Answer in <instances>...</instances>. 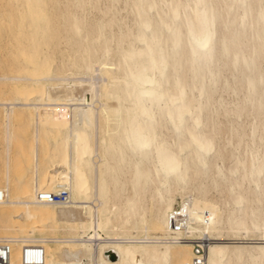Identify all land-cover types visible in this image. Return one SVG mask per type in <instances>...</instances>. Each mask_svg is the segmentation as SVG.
Segmentation results:
<instances>
[{
    "label": "bare ground",
    "instance_id": "1",
    "mask_svg": "<svg viewBox=\"0 0 264 264\" xmlns=\"http://www.w3.org/2000/svg\"><path fill=\"white\" fill-rule=\"evenodd\" d=\"M7 1L26 38L0 75L13 258L42 244L50 264H191L192 243L167 239L180 195L206 264H264V0ZM63 188L69 203L37 197Z\"/></svg>",
    "mask_w": 264,
    "mask_h": 264
},
{
    "label": "built area",
    "instance_id": "2",
    "mask_svg": "<svg viewBox=\"0 0 264 264\" xmlns=\"http://www.w3.org/2000/svg\"><path fill=\"white\" fill-rule=\"evenodd\" d=\"M2 197V195H0ZM39 200L54 203H69L70 192L63 188L58 192L40 191L37 193ZM171 236L168 240L175 242L190 241L192 243L193 260L191 264H206L207 250L212 239L208 236H189L183 234L187 231L188 212L180 204L176 205L169 215ZM181 233V234H179ZM0 264H50L47 261V251L42 244H24L18 260L13 258L11 240H0Z\"/></svg>",
    "mask_w": 264,
    "mask_h": 264
},
{
    "label": "rangeland",
    "instance_id": "3",
    "mask_svg": "<svg viewBox=\"0 0 264 264\" xmlns=\"http://www.w3.org/2000/svg\"><path fill=\"white\" fill-rule=\"evenodd\" d=\"M8 2L7 4H8V6H7V4H6V2ZM1 2H4L3 4L5 5V8L8 10V12H10L9 10H11L10 8H12V13L14 14L13 15V19L11 18V16L10 17H7L10 13H7V12H5L6 11V9L5 8H3V6L1 5L2 3ZM103 0H101L100 1V5H101V7H106L105 5H103V3L105 4L106 3V1H104L103 3ZM13 3V1H11V4ZM102 3V4H101ZM13 5H14V3H13ZM103 5V6H102ZM0 6H1V10H3L2 11V13H1V10H0V13L1 14H3L4 12H5V14L6 15H2V17L0 18V19H5L6 17H7V20L5 19V21H3V24L1 23V21H0V25H1V29L2 30H0V68H1V70H3V71H1L0 70V75H3V74H8V75H14L13 74V72H14V70L15 71H17L18 69H19V67H21L22 66V64L24 63V58H23V56H22V45H24L23 44V42L24 41H26V38L24 37V39H23V36L22 37H20L19 35L20 34H18V33H15V31H16V29H17V27H18V23H19V21H20V17H22L23 15L22 14H24V13H22V12H24V11H22L21 12V10H18L19 8L17 7V6H15L14 5V7H11L12 5H10V2L9 1H7V0H0ZM9 8H7V7ZM119 6V8L120 7H122V6H124V4H122V2L118 5ZM15 10H14V9ZM91 9V10H90ZM89 9V13H91V12H94V14L93 13H91L90 15L93 17H95L96 15L98 16L99 14H100V12H98L99 10L97 9V8H94V9H92V8H90ZM97 11H96V10ZM55 12V14L53 13V16H56V11H54ZM121 12H122V15L124 14V15H126V12H125V10H124V12H123V9H121ZM99 13V14H98ZM11 15V14H10ZM1 16V15H0ZM4 17V18H3ZM25 17V16H24ZM8 18H11L12 19V22L13 23H11L10 21H11V19H9V22H7L8 21ZM55 18V17H54ZM24 20L25 18H21V20ZM56 19V18H55ZM54 19V20H55ZM57 20V19H56ZM55 20V21H56ZM16 21H17V23H16ZM23 22V21H22ZM26 22V21H25ZM24 22V23H25ZM10 25H9V24ZM12 25V26H11ZM14 28H15V30H14ZM6 30V31H5ZM9 32H8V31ZM13 31V32H12ZM1 33L3 34L2 35V37H1ZM9 33H11V34H9ZM19 37V38H18ZM21 38V39H20ZM19 45H21V46H19ZM62 45V47H60L61 49L63 48V45H64V47H65V44H61ZM16 48H18V50L16 49ZM10 49H12V50H14V53L15 52H17L15 55H13L12 53H13V51L11 52L10 51ZM20 49V50H19ZM15 50H17V51H15ZM9 51H10V53H9ZM59 49L56 51V55H55V58L57 59L56 61H57V63H58V60H59V58H60V56H59ZM19 53V55L18 56H16L17 54ZM22 57V58H21ZM19 58H21V61H22V63H21V61H20V59ZM3 60V61H2ZM61 60V59H60ZM6 61V62H5ZM19 61H20V63H19ZM9 62H10V64H9ZM60 62V61H59ZM12 63H14V64H16L15 65V67H14V64H13V68H12ZM2 64V65H1ZM7 64H8V67H10L11 66V69L10 68H8L7 67ZM17 66V67H16ZM7 68V69H6ZM18 68V69H17ZM6 70V72H4ZM12 70H13V72H12ZM9 71V72H8ZM18 72V71H17ZM15 74H16V72H15ZM94 74H96V73H94ZM95 79H97V80H95L94 79V81L96 82V83H98L99 82V85H103V83L105 82V80H103V77H101V76H99V74H96L95 75ZM99 77H101L100 79H98ZM8 81V82H7ZM6 82H4L3 84H5V85H7L6 87H7V89H9L10 88V86L13 84V83H11V82H13L12 80L10 81V80H7ZM100 81H102V82H100ZM10 82V83H9ZM9 83V84H8ZM85 83H86V81H85ZM87 83H89V82H87ZM3 84H2V88H0V90L2 89V91H0V94H1V92H4L3 93V95L5 94V93H7V89L5 88V85L3 86ZM5 89H6V91H5ZM10 91H8V93H9ZM7 93V94H8ZM228 92H223V96H224V98L227 100V101H229V102H233V101H231V100H234L235 101V96L232 94V93H228ZM7 94H5L4 96H7ZM225 94V95H224ZM2 94L0 95V96H3ZM228 95V96H227ZM9 96H11L12 98H13V94H8V96L7 97H9ZM234 96V97H233ZM231 97V98H230ZM0 109H1V107H0ZM2 110V109H1ZM23 130V128L22 127H19V128H16L15 129V131H14V134H15V138H17V139H15L14 140V143H13V145H12V149L13 150H16L17 148H19L20 147V139L21 138H23V137H21L20 138V135H23V132L21 131V129ZM20 134V135H19ZM17 136V137H16ZM227 136V135H226ZM21 140H23V139H21ZM29 141V143L27 142L26 143V141L24 140L23 142L24 143H26V144H24V145H22L23 147H28V146H31L32 145V141L31 140H28ZM23 144V143H22ZM31 144V145H30ZM19 145V146H18ZM231 146H229V148H230ZM16 152V151H15ZM4 160H5V134H4V129H3V126L0 124V171L3 169V162H4ZM228 161V160H227ZM229 162V163H228ZM228 162H226V164H230V161H228ZM213 192H214V194H217V192H215L214 190H212V194H213ZM210 194H211V192H210ZM181 201V196L180 195H178L177 196V201H176V203H175V205L174 206H176V205H178V204H180L179 202ZM178 202V203H177Z\"/></svg>",
    "mask_w": 264,
    "mask_h": 264
}]
</instances>
